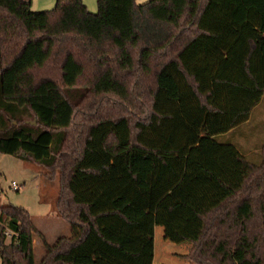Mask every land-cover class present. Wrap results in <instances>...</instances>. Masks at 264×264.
Instances as JSON below:
<instances>
[{
	"label": "trees",
	"instance_id": "trees-1",
	"mask_svg": "<svg viewBox=\"0 0 264 264\" xmlns=\"http://www.w3.org/2000/svg\"><path fill=\"white\" fill-rule=\"evenodd\" d=\"M96 3L0 0V153L59 169L71 229L49 244L1 205L0 264H35L34 236L39 264H152L155 213L179 206L201 221L184 258L264 264V144L255 163L217 140L264 94V0Z\"/></svg>",
	"mask_w": 264,
	"mask_h": 264
},
{
	"label": "rangeland",
	"instance_id": "rangeland-1",
	"mask_svg": "<svg viewBox=\"0 0 264 264\" xmlns=\"http://www.w3.org/2000/svg\"><path fill=\"white\" fill-rule=\"evenodd\" d=\"M137 1L143 3L147 0ZM55 2L56 0H30V8L33 11L50 10ZM83 2L90 12L97 11L96 0H83ZM35 73L37 76L46 73L55 78L59 77L56 62L49 63L46 68L36 70ZM84 86L83 83L75 87L78 96L87 94L83 89ZM91 100L90 98V102ZM88 102V99H79L77 102L79 113L87 112ZM83 119L84 117L77 114L76 121ZM217 140L233 144L241 153L247 155L250 161L260 162L261 147L264 144V98L252 111L249 122L232 133L217 137ZM11 182L17 184L19 189H12ZM61 185L59 169L53 173L51 169L31 160H22L10 154L0 153V206L9 204L27 209L36 228L44 234L49 244H53L61 236L71 235L70 225L62 218L56 207ZM155 219L154 233L160 264H171L169 259L180 262L185 260L194 264L183 256L192 249V243L188 238L196 237L200 232V219L183 206L176 207L172 211L156 212ZM8 237L7 235L5 242L8 241ZM34 241V262L39 264L45 254V248L39 237L34 236Z\"/></svg>",
	"mask_w": 264,
	"mask_h": 264
},
{
	"label": "crops",
	"instance_id": "crops-1",
	"mask_svg": "<svg viewBox=\"0 0 264 264\" xmlns=\"http://www.w3.org/2000/svg\"><path fill=\"white\" fill-rule=\"evenodd\" d=\"M262 98H264V94L262 95V97L260 98V100H259V102L256 104V105H254L253 107H252V109L250 110V113H249V116H248V118L244 121V122H242V123H240L239 125H237V126H235L234 128H232L231 130H229L228 132H226V133H223V134H220V135H217V137H220V136H222V135H226V134H228V133H232L233 131H236V129H238L241 125H243L244 123H247V122H249L250 121V118H251V115H252V111L261 103V101H262ZM242 154H244V153H242ZM245 155V154H244ZM155 227H156V223H155V226H154V232H155ZM44 235V234H43ZM61 237H63V236H61ZM60 238V237H59ZM35 242V241H34ZM160 254L161 255H163V253H162V251H160ZM169 261H170V263L171 264H190V262H188V261H185V260H183V261H177V260H170L169 259ZM168 261V262H169ZM160 260H159V258H158V256H157V250H156V240H155V233H154V257H153V262H152V264H160Z\"/></svg>",
	"mask_w": 264,
	"mask_h": 264
},
{
	"label": "built area",
	"instance_id": "built-area-1",
	"mask_svg": "<svg viewBox=\"0 0 264 264\" xmlns=\"http://www.w3.org/2000/svg\"><path fill=\"white\" fill-rule=\"evenodd\" d=\"M11 187L12 189H15V190L19 189V186L15 184L14 182H11Z\"/></svg>",
	"mask_w": 264,
	"mask_h": 264
},
{
	"label": "water",
	"instance_id": "water-1",
	"mask_svg": "<svg viewBox=\"0 0 264 264\" xmlns=\"http://www.w3.org/2000/svg\"><path fill=\"white\" fill-rule=\"evenodd\" d=\"M33 123H35V121H33Z\"/></svg>",
	"mask_w": 264,
	"mask_h": 264
}]
</instances>
